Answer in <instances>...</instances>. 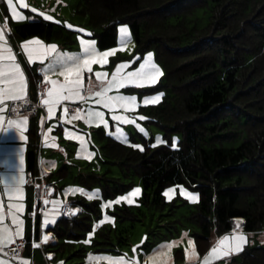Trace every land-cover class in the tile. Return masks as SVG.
Masks as SVG:
<instances>
[{
  "label": "trees",
  "instance_id": "trees-1",
  "mask_svg": "<svg viewBox=\"0 0 264 264\" xmlns=\"http://www.w3.org/2000/svg\"><path fill=\"white\" fill-rule=\"evenodd\" d=\"M76 12L94 32L101 30L97 38L102 50L116 47L119 25L129 24L137 51L155 52L165 73L161 89L171 92L160 104L142 109L146 124L163 132L167 143L155 145L146 135L132 134L125 144L102 134L108 162L120 165L125 175L139 176L146 201L153 195L157 207L167 204L164 192L170 186L197 190L199 205L189 219L200 228L195 240L202 254L211 247L214 233L234 231L238 220L247 233L263 230L264 0H78ZM11 28V36L20 40L37 37L64 46L74 43L72 31L44 19ZM28 80L36 100L42 79L28 74ZM29 133L28 170L38 179L41 136L36 126ZM176 135L181 140L173 147ZM101 176L89 174L81 183L118 182ZM30 186L39 214L44 206L40 187ZM131 186H115L112 193L103 188L112 197ZM78 204L74 201L72 206ZM97 211L94 206L87 210ZM118 216L136 219L129 208ZM63 217L47 230L58 240L42 246L43 253L64 254L73 246L70 241L91 228L85 216L72 221ZM102 236V244H108L109 231ZM241 258L242 264H264V246L245 250Z\"/></svg>",
  "mask_w": 264,
  "mask_h": 264
},
{
  "label": "rangeland",
  "instance_id": "rangeland-1",
  "mask_svg": "<svg viewBox=\"0 0 264 264\" xmlns=\"http://www.w3.org/2000/svg\"><path fill=\"white\" fill-rule=\"evenodd\" d=\"M77 2L78 0H23V3H21V0H13V7L16 8L17 13L21 14L20 18L17 19L8 7L7 0H0V22H5V15L12 20V25L24 24L37 18L44 19L73 32L72 39L74 43L70 46H64L62 43L57 42L63 46L62 51L82 52L81 37L85 40L94 38L96 41L95 46L103 51L98 46L97 38L101 30H95L94 32L87 25V19L76 12ZM33 9L36 11H33ZM47 16H52L53 20L46 19ZM68 24L73 25V28H68ZM121 25L118 27L117 45L114 47L116 50L107 57L108 63L104 65L94 63L92 65L91 84L94 87L110 81L118 63H126L127 66L122 69L121 73L126 74L139 67L140 63L147 59L148 52L142 55L137 51L130 25L124 24L128 26V34L124 36L119 31ZM80 28L86 31L81 33L79 31ZM11 38L14 39L13 36ZM150 52L153 53L152 61L162 70V74L158 76L154 85L137 86L126 84L124 87L113 89L108 93L109 95H137V107L132 109L119 107L115 110L106 109L103 105L96 104L95 100L98 97L93 96L86 101L63 102L57 111L59 115L57 116L56 114L54 119L49 117L45 138L41 141L38 167L48 170L44 178L45 182L54 184L56 190L54 194L46 199L48 201L47 204L43 202L45 207L43 206V210L38 214L42 215L39 232L42 237H45L49 232L47 230L56 225L60 218H64L62 212L65 206L73 207L77 211L67 217L70 221L85 216L88 219L87 223L91 224V228L83 234V237L70 241L73 246L64 254L56 251L57 258L52 257L51 261L50 259L46 261L44 258L46 254L44 253L43 255L39 248H33L32 252H36L34 261L37 264H61V262L63 264H110L108 259H97V257L109 256H124L126 262L135 260V264H204L205 255L213 246H219L220 238L226 235L219 236L214 233L210 239L211 247L206 253H200L195 240V235L200 232V228L194 221L189 219L199 205V192L183 186V189H187V192L182 193L180 186H170L166 188L165 192L169 188L173 189V191L169 192L168 195H165L164 192L167 204L163 207H157L153 201V195L149 202L146 201L141 178L134 174L125 175L121 166L116 163H109L104 154L102 148L104 142L101 141L100 137L102 134L116 138V140L125 144L129 143V137L132 134L137 136L138 134L146 135L149 140H153L155 145L167 143L163 132L153 125L148 126L145 122L146 119H141V117H146L142 113L143 108L158 105L164 98L171 95L170 91L161 89V85L164 82V69L157 61L155 52ZM95 72H106L108 75L103 80H100L95 77ZM83 76L84 89L81 91L88 95L89 79L87 70L84 71ZM52 78L57 80L64 79L63 76L57 73ZM96 90H99V88H96ZM158 93L163 94L158 102L143 104V95H155ZM65 105L69 108L67 116L63 112ZM77 106H80L82 110L80 116L84 118H73V115H71ZM90 109H98L105 113V119L109 121L107 128L96 121H89L86 113ZM114 116H126L128 120L117 121L113 119ZM117 127L120 129L119 132ZM49 128H51L50 132L48 131ZM141 128L144 131H141ZM65 129L69 130L67 136L65 135ZM81 137L84 139L83 145L80 142ZM157 137H159V141ZM179 140H181V136H174L172 145H177ZM92 173H98L102 175L101 177L116 178L118 182L101 181L100 183H94L92 186L83 185L81 178L87 177ZM130 183L132 186L128 187L125 192L121 191L112 197H107L106 190L112 193L116 189L115 186L122 188V186ZM103 187H106V190ZM136 187H139L141 191L138 195L132 197L133 203L129 204L127 200H118V197L126 195ZM79 189H84V191ZM188 193H196L198 196L193 199L189 197ZM13 200L0 199V214L4 215V220L0 222V228H7V226L11 225V221L10 223L5 221L7 211L18 213V217H23V212L11 207L12 204L22 203H17ZM54 201L59 203H53ZM74 201H79L81 204L72 206ZM108 201H112V203H107ZM94 202H97L98 207L95 206ZM30 204L32 212H37L36 202L33 200ZM23 205L27 207L28 203L23 202ZM89 206H94L98 211L90 214L87 212ZM124 208H129L136 215V219L122 220L119 218L118 215ZM26 214L25 220L28 226L26 236L24 233L22 239L19 237L14 239L13 237L14 240L27 239V236L33 231L31 213L29 214L27 211ZM106 216L114 217V220L105 219ZM53 220L55 223L52 222ZM45 221H47V224H45ZM100 221H103V223ZM242 222V220L236 221L235 230L227 234L230 240L226 246H230L232 250L218 258L216 256L209 257L208 264H242L241 254L245 250L264 246V229L247 233L242 230ZM9 230L14 232L12 229ZM107 230L111 236L110 244H102L105 241L102 236L103 231ZM89 232L93 233L91 237L88 236ZM241 235L246 239L240 242V249L237 251L235 250V238ZM57 240L55 239L54 242ZM11 244L4 245L3 250ZM110 248L112 250H109ZM3 252L0 251V254L2 255Z\"/></svg>",
  "mask_w": 264,
  "mask_h": 264
},
{
  "label": "snow or ice",
  "instance_id": "snow-or-ice-1",
  "mask_svg": "<svg viewBox=\"0 0 264 264\" xmlns=\"http://www.w3.org/2000/svg\"><path fill=\"white\" fill-rule=\"evenodd\" d=\"M23 3V0H21ZM7 5L11 9L12 14L19 19L20 15L17 13L16 8L13 7V0H7ZM27 7V5H25ZM33 11H36L33 9ZM43 15V13H41ZM46 19L53 20L52 16H47ZM68 28H73V25L68 24ZM79 31L81 33L86 30L80 28ZM120 34L122 36L128 34V26L122 24L120 26ZM5 40L3 29L0 28V104H3V107H0V113H3L5 108L7 107L4 104L5 100L17 101L22 98V95L25 93L27 88V80L25 77V73L21 68V65L16 62V57L12 51L10 45H6L3 43ZM25 46L26 51L28 52L29 61L39 60L41 62L45 61L49 57H51V63L46 67H42L40 71L44 73V80L48 82L49 86L47 88L46 98H42V103L47 105V112L49 116H53L55 114V110L58 105L62 104L66 101H86L90 97H98L95 100V103L98 105H103L106 109L115 110L117 107L124 109H132L137 107V95H123V94H115L109 95L108 93L113 89H119L124 87L126 84L144 86V85H154L157 82L158 76L162 74V70L152 61L153 53H147V59L144 60L143 63H140L139 67L135 68L133 71L127 72L126 74H121L122 69H124L127 65L126 63H118L115 68V72L110 81L101 83L98 86H93L91 84L92 79V65L94 63H99L101 65L107 64V57L110 53L115 52V48H109L106 50H99L95 45L96 41L94 38L85 40L81 37L80 43L82 46V52H64L58 50V46L56 44H48L44 45L43 41H40L38 38H33L31 41L22 42ZM29 44H35L36 47L29 49L27 46ZM5 60L9 61L7 64L3 63ZM130 63V62H128ZM87 70L89 86L87 88L88 95H82V89H84V71ZM58 71L60 76H63V80L51 79L49 73L55 74ZM95 77L97 79L103 80V78L107 77L108 73L106 72H95ZM7 86V87H5ZM99 88V90H96ZM162 93H158L155 95H143L142 102L144 105L149 103L158 102ZM81 109L77 108L73 113V118H84L80 116ZM63 112L65 116L69 113V108L67 105L64 106ZM89 121H96L99 124L104 125L106 128L109 125V121L105 119V113L98 109H90L86 113ZM114 120H124L127 121L128 117L126 116H114ZM141 119H147V117H141ZM5 117L0 115V133L6 132L12 127H15L18 131H20V136L22 139L26 140L27 137L24 135V125L28 120L27 116L16 120L10 119L8 121V128L4 127ZM144 131L143 128L140 129ZM51 131V128L48 129ZM65 135L68 134V129H65ZM117 131L120 129L117 127ZM159 141V137H157ZM81 145L84 144L83 137L80 138ZM134 147L141 148L142 146L139 144L133 145ZM173 147L176 145L173 144ZM79 155V153H77ZM17 159L18 163L16 164V168L18 169L15 173L6 172L3 177H0V182H2L9 193L10 197L12 195H17L22 197V189L20 184L23 183V170H24V154L22 148L16 150L15 152L9 151L7 146L0 147V165L5 168H9L12 166L13 157ZM182 188V193L187 192V189ZM80 191H84V189H79ZM98 191V190H97ZM140 188L136 187L132 189L131 192L126 195L118 197V200H127L129 204L133 203L132 197L138 195L140 193ZM173 189L169 188L165 195H168L169 192H172ZM190 198L195 199L198 194L196 193H188ZM171 198V197H169ZM45 204L48 203L47 200L44 201ZM53 203H59L58 201H54ZM107 203H112V201H108ZM12 208L22 212L24 210L23 204H12ZM105 219L114 220V217L106 216ZM4 220V215L0 214V222ZM55 223V221H52ZM103 223V221H100ZM12 223L16 225L15 231L12 232L7 228H0V251H3V246L6 244L14 243L13 237L23 238L24 230H23V220H20L16 213H12ZM47 224V221H45ZM93 235L92 232L88 233V236L91 237ZM185 235H187L185 233ZM43 239H47V237H43ZM146 239V237H145ZM235 244V250L240 249V242L244 241L246 238L244 236H237ZM230 240L229 235H225L220 238L219 246H213L211 250L204 257V264H208L209 257L216 256L217 258L221 255H226L228 251L232 250L230 246H226L227 242ZM90 242V241H86ZM191 243V241H190ZM187 251V250H186ZM195 251V250H194ZM97 259H108L110 264H135V260L131 262H126L124 256H115V257H97ZM0 264H8V262L0 261ZM63 264V262H61Z\"/></svg>",
  "mask_w": 264,
  "mask_h": 264
},
{
  "label": "crops",
  "instance_id": "crops-1",
  "mask_svg": "<svg viewBox=\"0 0 264 264\" xmlns=\"http://www.w3.org/2000/svg\"><path fill=\"white\" fill-rule=\"evenodd\" d=\"M5 18V22H0V28L3 29V33H4V37H5V40L3 41V43H5L6 45H10L11 48H12V51L16 57V62L19 63L21 65V68L22 70L24 71L25 73V77H26V80H27V88L25 90V93L22 95V98L19 99V100H23L27 97V94H28V90L30 89V94L32 97H36V93L35 91L33 90V85H31V87L29 86V80H28V74H30L32 76V79H35V75H39L41 77L42 80H44V73H42L40 71V69L42 67H46L48 64H50L52 61H51V57H49L48 59H46L45 61L41 62L39 60H32V61H29L28 59V52L26 51L25 49V46L23 45L22 42L24 41H31L33 40V38H30V39H26V40H20V39H17V38H11V32H12V20H10V18L5 15L4 16ZM32 21V20H31ZM37 38V37H35ZM40 41H43V44L44 45H48V44H56L58 46V50L62 51L63 49V46H61L60 44L56 43V42H53V43H49V42H46L40 38H38ZM36 45L35 44H29L27 46V48L29 49H32V48H35ZM9 61L5 60L3 63L7 64ZM57 74L58 71L56 72ZM55 73V74H56ZM49 76L52 78V76H54L53 73H49ZM60 80V79H58ZM62 81V80H61ZM47 82V81H46ZM48 84V82H47ZM49 86V84H48ZM7 87V86H5ZM87 96V94L85 95ZM46 98V95L45 97ZM36 99V98H35ZM17 100V101H19ZM11 102H15V101H11V100H5L4 101V104L7 105V107L5 108L4 112L3 113H0V115H3L5 117V120H4V127L5 128H8V121L10 119H16V120H19L23 117H9L8 114L10 112V103ZM62 105V104H61ZM61 105H58L56 110H55V114L53 116H49L48 112H47V105H44L42 103V106L43 108L39 109L38 113L36 116H34L33 118L32 117H28V120L27 122L25 123L24 125V135L27 137L26 140L22 139L21 136H20V131H18L15 127H12L11 129H9L8 131L6 132H2L0 133V147H3V146H7V149L9 151H12V152H15L16 150H19L22 148L23 150V154H24V170H23V183L20 184V187L22 189V197L21 196H17V195H12L10 197L9 193L7 192L4 184L2 182H0V199H5V200H8V201H15V202H21L23 204V202L25 203H28L27 207H24V210L22 211L23 212V217H18V213L16 214L17 217L20 219V220H23L24 224H23V230H24V233H25V236H26V233H27V221L25 220L26 218V213L28 211V213L30 214L31 213V219L33 221V231L30 232V234L27 236V238H37L39 237V230H40V226H41V221H42V215L38 216V212H32L30 211V208H31V202H33V199L34 198V195H35V191L32 189V187L29 185V182H30V178H31V174L28 170V174H27V166H28V163H27V155H28V152L30 150V140H31V135H30V129L31 127H34L36 126L38 129H39V133H40V136H41V140H40V143L42 141L43 138H45V131H46V128H47V124H48V119L49 117L51 119H54L56 114L57 116L59 115L58 114V109L60 108ZM4 105L3 104H0V107H3ZM80 107V106H78ZM43 112H42V111ZM75 112V111H74ZM73 112V113H74ZM72 113V115H73ZM41 114V116H40ZM18 163L17 159L15 158V156L13 157V163H12V166L9 167V168H5L4 166L0 165V177H3V175L8 172V173H15L18 171V169L16 168V164ZM42 170H43V167H42ZM36 188H39V186H37ZM3 196V197H1ZM5 221H8L10 223L11 221V225L7 226L8 229H12L15 231L14 228H16V225H14L12 223V212L11 211H7V215L5 217ZM11 227V228H10ZM243 230V229H242ZM47 237H49V239H44L43 240V237L41 236L42 240L46 242V245L50 242H52L53 240L56 239V237H51V236H48L46 235ZM17 238L14 236V239ZM25 238V237H24ZM54 238V239H53ZM17 240H20V239H17ZM17 240H14V241H17ZM57 242V241H56ZM11 244V243H10ZM36 248H39L40 251L42 252V254L44 255L42 249L40 247H36ZM33 249V248H32ZM32 249H30L29 251H26L25 255L22 257V258H9L5 255H1L0 254V261H5V262H8V264H37L35 261H34V256L36 254V252H32ZM33 253V254H32ZM43 255H42V261L44 260V258L46 259L45 255H44V258H43ZM56 254L54 253V256L52 257H55V259L57 258L55 256ZM30 257V258H28ZM52 257L50 258V261L52 259ZM18 260V261H16Z\"/></svg>",
  "mask_w": 264,
  "mask_h": 264
},
{
  "label": "built area",
  "instance_id": "built-area-1",
  "mask_svg": "<svg viewBox=\"0 0 264 264\" xmlns=\"http://www.w3.org/2000/svg\"><path fill=\"white\" fill-rule=\"evenodd\" d=\"M47 82L45 80H40L37 85V98L36 100L32 99V96L30 94V89L28 90L27 97L23 100L15 101L10 103V112L8 114L9 117H31L35 115L39 109L43 108L42 106V98L45 97L47 93ZM82 95H85V92L82 91ZM78 107L75 108V110ZM48 170L45 169L44 171L42 170L39 176V181L38 179L35 178L33 175H31L30 182L29 184H35L36 186L40 187V200L43 203L48 196L54 194L55 191V186L52 183H47L45 182V175L47 174ZM43 210V205L42 207L39 208V211ZM77 211L75 208L70 207V206H65L63 209V215L65 217H68L70 215L75 214ZM50 235V233H48ZM46 244L45 241L39 239H33V240H19L16 241L15 243L11 244L10 246L4 248L3 254L8 257H23L25 254V251L28 246H31V248H36V247H42ZM53 256L52 252H46V259L49 260Z\"/></svg>",
  "mask_w": 264,
  "mask_h": 264
}]
</instances>
